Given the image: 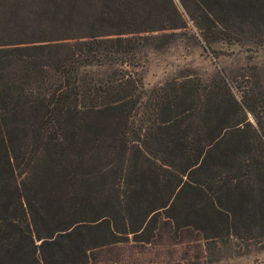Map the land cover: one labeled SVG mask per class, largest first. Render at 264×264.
<instances>
[{
    "label": "trees",
    "instance_id": "obj_1",
    "mask_svg": "<svg viewBox=\"0 0 264 264\" xmlns=\"http://www.w3.org/2000/svg\"><path fill=\"white\" fill-rule=\"evenodd\" d=\"M188 36L256 53L264 0H0V264L264 244V86L133 71Z\"/></svg>",
    "mask_w": 264,
    "mask_h": 264
},
{
    "label": "rangeland",
    "instance_id": "obj_2",
    "mask_svg": "<svg viewBox=\"0 0 264 264\" xmlns=\"http://www.w3.org/2000/svg\"><path fill=\"white\" fill-rule=\"evenodd\" d=\"M222 48L224 53L216 59L204 49L199 39L183 37L164 51H146L145 63L133 71L143 77L144 88L147 90L166 81L187 76L197 75L206 80L217 70H222L227 79L236 82V85H249L256 77L264 86V47L256 53L245 52L238 46ZM182 242L183 244H157L162 257L155 264H264V244H251L249 247L244 244H229L216 257H206L199 250V244L187 243L186 240Z\"/></svg>",
    "mask_w": 264,
    "mask_h": 264
}]
</instances>
